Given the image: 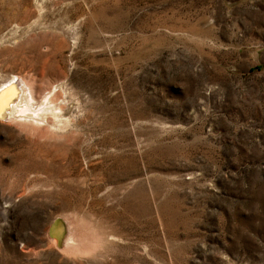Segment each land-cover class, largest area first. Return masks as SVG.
<instances>
[{
  "label": "rangeland",
  "instance_id": "rangeland-1",
  "mask_svg": "<svg viewBox=\"0 0 264 264\" xmlns=\"http://www.w3.org/2000/svg\"><path fill=\"white\" fill-rule=\"evenodd\" d=\"M16 82L0 264H264V0H0Z\"/></svg>",
  "mask_w": 264,
  "mask_h": 264
},
{
  "label": "bare ground",
  "instance_id": "bare-ground-1",
  "mask_svg": "<svg viewBox=\"0 0 264 264\" xmlns=\"http://www.w3.org/2000/svg\"><path fill=\"white\" fill-rule=\"evenodd\" d=\"M22 88L23 87H21L20 84L16 82V84H11L7 88L0 90V118L1 119L12 120L11 118L14 117L13 113L16 111V106H19L18 103L23 101L27 95V93H25L24 89ZM78 239L79 238H77V236L70 235L66 239L65 242L66 244L68 243L71 246L73 244L79 243Z\"/></svg>",
  "mask_w": 264,
  "mask_h": 264
}]
</instances>
